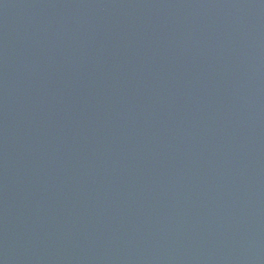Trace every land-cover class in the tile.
Instances as JSON below:
<instances>
[{
	"label": "water",
	"instance_id": "95a60500",
	"mask_svg": "<svg viewBox=\"0 0 264 264\" xmlns=\"http://www.w3.org/2000/svg\"><path fill=\"white\" fill-rule=\"evenodd\" d=\"M0 264H264V0H0Z\"/></svg>",
	"mask_w": 264,
	"mask_h": 264
}]
</instances>
